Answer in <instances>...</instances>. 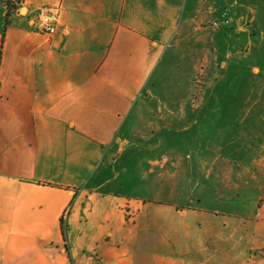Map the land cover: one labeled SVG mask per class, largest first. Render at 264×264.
<instances>
[{"label": "crops", "instance_id": "1", "mask_svg": "<svg viewBox=\"0 0 264 264\" xmlns=\"http://www.w3.org/2000/svg\"><path fill=\"white\" fill-rule=\"evenodd\" d=\"M19 1L0 0V264H264L253 108L217 119L158 84L263 50L264 0Z\"/></svg>", "mask_w": 264, "mask_h": 264}, {"label": "rangeland", "instance_id": "2", "mask_svg": "<svg viewBox=\"0 0 264 264\" xmlns=\"http://www.w3.org/2000/svg\"><path fill=\"white\" fill-rule=\"evenodd\" d=\"M223 47L225 49L216 50L215 74L210 76V81L206 76L207 69L201 63L194 68L191 74L180 76L183 79L178 77L179 79L174 78L158 83L159 90L162 95L166 92L174 94V97L168 99L172 105L183 102L189 106L199 105L217 108L218 113L212 115L217 119L224 118L225 115L222 112L230 108H238V110L240 107L253 108L252 113L247 115L249 117L248 148L255 149L254 144L259 143L260 139L264 137V49L251 51V49L240 50L233 46L227 47V45ZM221 63L223 66L219 69ZM252 63H257L262 69V75L258 77V80H252L250 76ZM152 85L153 83L150 82L149 87ZM188 89L191 93L187 97H179L180 91ZM162 98L165 97H159L160 100ZM155 116L157 115L155 114ZM228 116L232 117V122L236 121L237 128H239V114ZM222 121L225 122L224 119ZM250 122H259L260 125ZM255 129L258 130L257 134ZM251 196V194L248 196L249 202L252 200Z\"/></svg>", "mask_w": 264, "mask_h": 264}, {"label": "built area", "instance_id": "3", "mask_svg": "<svg viewBox=\"0 0 264 264\" xmlns=\"http://www.w3.org/2000/svg\"><path fill=\"white\" fill-rule=\"evenodd\" d=\"M38 19L40 21L42 32L46 34H52L55 32L57 24L59 23V12L58 9L44 8L38 13ZM232 19L227 9H225L221 17L209 24L213 29H219L223 26L231 25ZM261 253L264 256V245L261 247Z\"/></svg>", "mask_w": 264, "mask_h": 264}, {"label": "trees", "instance_id": "4", "mask_svg": "<svg viewBox=\"0 0 264 264\" xmlns=\"http://www.w3.org/2000/svg\"><path fill=\"white\" fill-rule=\"evenodd\" d=\"M19 0H5V6L9 11L16 10L18 8Z\"/></svg>", "mask_w": 264, "mask_h": 264}]
</instances>
